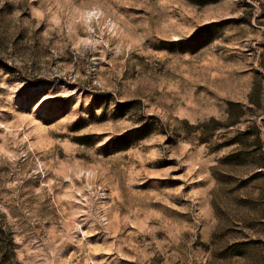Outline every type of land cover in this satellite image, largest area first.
I'll return each instance as SVG.
<instances>
[{
  "label": "rangeland",
  "instance_id": "rangeland-1",
  "mask_svg": "<svg viewBox=\"0 0 264 264\" xmlns=\"http://www.w3.org/2000/svg\"><path fill=\"white\" fill-rule=\"evenodd\" d=\"M0 264H264V0H0Z\"/></svg>",
  "mask_w": 264,
  "mask_h": 264
}]
</instances>
